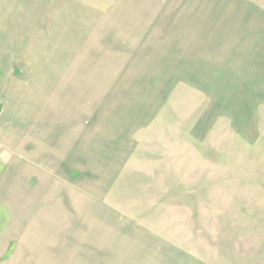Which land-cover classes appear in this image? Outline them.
<instances>
[{"label": "rangeland", "instance_id": "obj_1", "mask_svg": "<svg viewBox=\"0 0 264 264\" xmlns=\"http://www.w3.org/2000/svg\"><path fill=\"white\" fill-rule=\"evenodd\" d=\"M5 230L31 264H264V0H0Z\"/></svg>", "mask_w": 264, "mask_h": 264}, {"label": "crops", "instance_id": "obj_2", "mask_svg": "<svg viewBox=\"0 0 264 264\" xmlns=\"http://www.w3.org/2000/svg\"><path fill=\"white\" fill-rule=\"evenodd\" d=\"M34 115H35V112L32 116ZM25 137L26 138L24 141L27 142L28 141L27 139L29 138V134H27V136ZM26 171L29 173V168L26 169ZM11 239L9 235L7 234L6 230L4 232L3 231L0 232V264H31V255H30L31 249L29 247V244L28 246L22 247V249L18 251V253L20 252L21 254L12 255L11 246H10L12 243ZM29 241L30 240L28 239V242ZM38 251L39 250H36L35 252L39 253Z\"/></svg>", "mask_w": 264, "mask_h": 264}]
</instances>
